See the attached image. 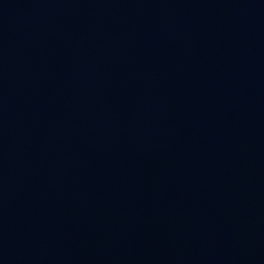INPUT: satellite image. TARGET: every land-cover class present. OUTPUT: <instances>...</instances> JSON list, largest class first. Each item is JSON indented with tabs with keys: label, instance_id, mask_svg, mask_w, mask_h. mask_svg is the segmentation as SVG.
<instances>
[{
	"label": "water",
	"instance_id": "obj_1",
	"mask_svg": "<svg viewBox=\"0 0 264 264\" xmlns=\"http://www.w3.org/2000/svg\"><path fill=\"white\" fill-rule=\"evenodd\" d=\"M0 264H264V0H0Z\"/></svg>",
	"mask_w": 264,
	"mask_h": 264
}]
</instances>
